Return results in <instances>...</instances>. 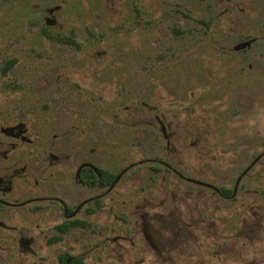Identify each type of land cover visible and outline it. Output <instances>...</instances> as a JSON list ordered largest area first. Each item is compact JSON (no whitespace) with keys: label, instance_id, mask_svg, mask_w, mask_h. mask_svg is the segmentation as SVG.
<instances>
[{"label":"rangeland","instance_id":"374dc122","mask_svg":"<svg viewBox=\"0 0 264 264\" xmlns=\"http://www.w3.org/2000/svg\"><path fill=\"white\" fill-rule=\"evenodd\" d=\"M0 264H264V0H0Z\"/></svg>","mask_w":264,"mask_h":264},{"label":"trees","instance_id":"16d2710c","mask_svg":"<svg viewBox=\"0 0 264 264\" xmlns=\"http://www.w3.org/2000/svg\"><path fill=\"white\" fill-rule=\"evenodd\" d=\"M116 175L111 173L109 170L98 168L97 166H84L78 172V179L86 185L89 186H101V187H109L113 184L116 179ZM79 223L78 221H69L60 224L58 227L62 231H66L70 226L76 225ZM81 261V259H79Z\"/></svg>","mask_w":264,"mask_h":264},{"label":"flooded vegetation","instance_id":"af4514ba","mask_svg":"<svg viewBox=\"0 0 264 264\" xmlns=\"http://www.w3.org/2000/svg\"><path fill=\"white\" fill-rule=\"evenodd\" d=\"M247 44V43H246ZM80 168V167H79ZM79 172V170H78ZM78 172H77V175H78ZM66 213H69V214H72L73 213V210L70 209L69 207L66 209ZM69 260H66V262H68Z\"/></svg>","mask_w":264,"mask_h":264},{"label":"water","instance_id":"95a60500","mask_svg":"<svg viewBox=\"0 0 264 264\" xmlns=\"http://www.w3.org/2000/svg\"><path fill=\"white\" fill-rule=\"evenodd\" d=\"M88 165L94 166V165H92V164H90V163H84V164H82V165L80 166L79 171H80L84 166H88Z\"/></svg>","mask_w":264,"mask_h":264}]
</instances>
